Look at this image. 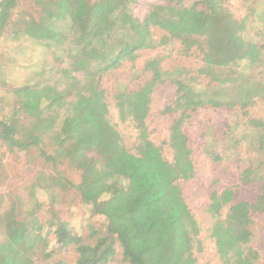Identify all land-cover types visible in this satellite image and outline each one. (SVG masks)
Wrapping results in <instances>:
<instances>
[{
    "label": "trees",
    "instance_id": "trees-1",
    "mask_svg": "<svg viewBox=\"0 0 264 264\" xmlns=\"http://www.w3.org/2000/svg\"><path fill=\"white\" fill-rule=\"evenodd\" d=\"M20 1L1 0L0 35ZM29 1L33 10L22 20L20 34L62 52L69 62L67 84L59 88L51 83H23L13 88L16 105L9 116L0 118V144L18 150L36 146L45 161L54 166L65 163L79 171L77 183L55 172L35 184L74 189L92 213L105 220L103 231L87 236L85 244L77 243L83 251L77 249L71 264H106L115 253L116 242L123 261L129 264H196L194 250L201 249L199 226L181 186L195 175L184 127L199 109H234L247 115L259 134V146H264V114L251 117L246 112L258 102L264 111V79L255 80L246 72L264 62L263 48L249 32L250 18L252 22L256 12L254 2L239 15L231 0H197L206 9L196 25L178 35L171 33L177 36L182 52L198 57L201 66L191 78H165L176 86L172 104L163 110L173 114L165 142L151 141L146 126L151 93L165 77L160 58L145 61L144 69L152 75L142 85L117 91L118 118L130 123L139 138L137 150L131 151L109 121L101 78L124 61H134L138 51L155 47L152 25L179 30L187 22L189 7L183 0H168L152 5L139 19L130 8L133 0ZM18 113L29 117V123L21 122ZM45 137L51 140L52 153L43 148ZM163 145L171 151V158L163 155ZM262 164L242 167L236 173L239 183L217 193L220 204L230 205L224 219L219 214L210 228L222 264L250 260V256L254 264L258 258L255 250L244 248L232 236L230 225L239 228L244 216L232 209L235 206L244 208L247 219L250 211L264 214ZM1 168L0 153V174ZM251 185L256 189L251 201H236L242 187ZM14 208L0 215L4 225L0 264H34V255L46 260L51 251L45 229H53L59 247L67 245L68 223L50 204L51 215L44 223L36 215L37 207L24 217H18ZM219 209L207 207L209 214Z\"/></svg>",
    "mask_w": 264,
    "mask_h": 264
},
{
    "label": "rangeland",
    "instance_id": "rangeland-1",
    "mask_svg": "<svg viewBox=\"0 0 264 264\" xmlns=\"http://www.w3.org/2000/svg\"><path fill=\"white\" fill-rule=\"evenodd\" d=\"M168 0H133L130 8L139 19H143L151 6L165 4ZM254 2L256 12L249 25V32L253 40L262 46L264 51V0H231L232 9L242 15ZM189 7L187 22L175 30L176 26L160 27L152 25L151 31L156 45L152 49L137 52L134 61H124L118 68L107 72L101 78V85L105 89L106 101L109 108V121L119 130L125 146L136 151L139 138L136 129L128 122L118 118L115 105V94L119 90H133L147 81L152 73L144 69L145 61L149 58H160V67L165 77L153 90L150 96L149 112L146 118L148 138L155 142H165L172 113L163 110L171 105L176 94V86L167 79L172 77L191 78L196 69L201 66L198 57L185 55L177 36L182 31L193 28L202 16L206 7L197 0H183ZM33 10L29 0L20 1L10 12V19L0 35V118L11 114L16 105L13 88L27 83L30 85L51 83L59 88L66 86V71L68 60L60 50L48 49L39 41L20 34L22 20ZM170 26V25H169ZM172 33V34H171ZM163 36H167L160 44ZM255 80L264 79V62L252 69H247ZM76 75V74H75ZM165 78H167L165 80ZM247 114L260 117L264 114L261 103L250 107ZM20 121L28 124L29 117L18 113ZM60 119V118H59ZM252 124L246 114L238 110L212 109L205 107L192 114L185 124L192 148V159L195 165V175L189 182H181L183 195L188 207L199 226L198 237L201 249L194 250L196 264H222L216 252L214 242L210 237L213 219L219 214L224 219L230 205L220 204L217 196L224 187L236 185L237 174L243 167L252 166L262 161L264 168V146L258 144L259 134L252 129ZM43 148L52 153L51 140L44 138ZM2 154V168L0 174V215L15 207L18 217L29 215V211L37 207L40 223L51 215L48 211L50 204L58 217L68 223V236L65 247H59L55 242L53 229H45L46 242L51 251L44 260L38 255L33 256L34 264H71L76 257L77 249L83 251L77 243H86L87 236L105 229L103 217L94 215L91 206L85 202L72 188L63 185L41 187L35 186L40 177H50L58 172L62 177L73 183L79 181V171L68 164L57 163L55 166L40 156L36 146L26 150L8 149L0 144ZM166 158H171V151L166 145L162 147ZM236 189V188H235ZM239 191V188L237 189ZM256 191L254 185L243 186L236 201H251ZM207 207L217 210L209 214ZM240 211L241 225H230L233 237L240 240L244 248L250 247L258 254L254 264H264V214L251 212L245 218L244 208L232 207ZM20 213V214H18ZM4 225L0 224V235ZM78 246V247H77ZM115 253L106 264H129L122 259V249L115 243ZM253 258L232 262L230 264H253Z\"/></svg>",
    "mask_w": 264,
    "mask_h": 264
},
{
    "label": "water",
    "instance_id": "water-1",
    "mask_svg": "<svg viewBox=\"0 0 264 264\" xmlns=\"http://www.w3.org/2000/svg\"><path fill=\"white\" fill-rule=\"evenodd\" d=\"M0 2H1V0H0Z\"/></svg>",
    "mask_w": 264,
    "mask_h": 264
}]
</instances>
